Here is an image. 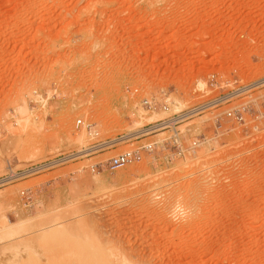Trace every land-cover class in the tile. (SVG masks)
<instances>
[{
    "label": "rangeland",
    "instance_id": "rangeland-1",
    "mask_svg": "<svg viewBox=\"0 0 264 264\" xmlns=\"http://www.w3.org/2000/svg\"><path fill=\"white\" fill-rule=\"evenodd\" d=\"M144 98L168 112H147ZM170 118L203 147L109 162ZM104 141L115 144L84 153ZM80 151L0 188V233L33 227L0 235V264H91L101 230L126 252L121 264H264V0H0V175ZM27 186L32 211L18 199Z\"/></svg>",
    "mask_w": 264,
    "mask_h": 264
},
{
    "label": "built area",
    "instance_id": "built-area-1",
    "mask_svg": "<svg viewBox=\"0 0 264 264\" xmlns=\"http://www.w3.org/2000/svg\"><path fill=\"white\" fill-rule=\"evenodd\" d=\"M211 78H213V75H211ZM140 106L147 112H156L159 110H162V112L164 113L168 112V106L166 104H160L157 102V100L151 98L142 99L140 101ZM211 108L213 107H210V109ZM201 111H203V106L192 108L182 115L176 117H181L182 119L189 118L200 113ZM174 120L175 118H170L168 120H157L153 123L147 124V127L142 129L141 131H138V133H142L134 137L127 139H124V137H122V139H124L125 141L132 140L129 143L130 148L110 158L109 162H111V164L116 167L129 166L135 162L140 161L144 152L151 153L156 149L163 150L166 155L163 156L162 159L168 161L170 157L182 158L192 155L197 149L203 147V138H199L198 136L186 138V135L183 132H180L179 130L173 128L175 126V122H173ZM82 126L83 123L81 121H77L75 123V127L77 128H81ZM159 131H167L171 133L165 140L162 141H153L140 145L136 144L138 143L136 139L146 135H152ZM90 134L92 135V137H95L97 135L94 131L90 132ZM113 144L115 143H112V141L99 142L93 144L92 146H89L86 150H84L87 153H84H86V155H90L96 151L104 150L112 146ZM80 153L83 152H71L66 154L60 153L41 161L29 162L25 164L24 167L19 169H13L10 164H7L6 173L0 175V188H3L5 185H8L10 183L12 184L20 180H28L30 178L40 177L42 175L48 174L54 171L56 168L65 165L66 163L77 160L80 157V155H78ZM93 168L94 167L90 166V170H93ZM36 193L37 190H35L33 186H27L18 191L19 203L21 204V206H23V209H26L27 211L33 210L32 206L34 205Z\"/></svg>",
    "mask_w": 264,
    "mask_h": 264
},
{
    "label": "bare ground",
    "instance_id": "bare-ground-1",
    "mask_svg": "<svg viewBox=\"0 0 264 264\" xmlns=\"http://www.w3.org/2000/svg\"><path fill=\"white\" fill-rule=\"evenodd\" d=\"M254 94H256V93H250L249 94V98H253L255 95ZM18 114H19V118H17V122H16V125H18V126H20V125H25V126H27V124L28 123H30L31 121H30V113L28 112V109L25 107V106H19L18 107ZM16 110V111H17ZM216 111H214V110H210V114H214ZM138 124L136 123V126H137ZM141 133V132H140ZM139 134V133H138ZM84 152H86V151H84ZM81 154V153H80ZM92 162V159H88L87 160V162L86 163H91ZM127 168V167H126ZM139 170V169H138ZM0 211L2 212V207L0 208ZM56 215V214H55ZM0 218L2 219V220H4L5 221V218H4V216H2L1 214H0ZM49 218V217H48ZM50 219V218H49ZM40 220V219H39ZM38 220V221H39ZM63 220V219H62ZM87 222V221H86ZM27 223V222H26ZM32 223V222H31ZM78 223V222H77ZM25 223H23L22 221L21 222H17L16 224H14V225H11V226H6V227H4L5 229H3V231H2V233H3V235H4V233L6 234V236H7V234H12V233H14V232H19V230H20V232H19V234L21 233V230L23 229L24 230V228L28 225V224H30V223H28V224H25ZM32 224H34V223H32ZM36 224V223H35ZM50 225V224H49ZM88 225V224H87ZM56 226H58V225H56ZM28 227H29V225H28ZM31 227V226H30ZM30 227H29V229H30ZM64 227V226H63ZM62 227V228H63ZM67 226H65V228H66ZM33 227H31V229H32ZM61 228V227H60ZM26 229H27V227H26ZM26 229H25V231H23L22 230V232L24 233V232H26ZM28 229V230H29ZM30 229V230H31ZM34 229H36L35 228V226H34ZM38 229V228H37ZM88 229V228H87ZM96 229V228H95ZM94 229V230H95ZM100 229H102V228H100ZM58 230H59V228H58ZM64 230V229H63ZM62 230V231H63ZM86 230V229H85ZM32 231V230H31ZM30 231V232H31ZM55 231V230H54ZM60 231V230H59ZM66 231V230H65ZM99 231V230H98ZM61 232V231H60ZM64 232V231H63ZM2 233H0V235L2 234ZM94 233V232H93ZM15 234V233H14ZM14 234H12V235H14ZM17 235H19L18 233H16ZM95 234V233H94ZM98 234V233H97ZM105 233L104 232H102V230H101V232L99 231V234H98V236L100 237V239L99 240H102V242H100V245H98V247H96L97 249L96 250H93L91 253H87V257H86V261H89L91 264H121V262H119V261H117V259L118 258H120V256H124V254H126V252H122L123 254L121 255V247H120V244L118 245V241H114V239L112 240L110 237H108L106 234L104 235ZM14 236H16V235H14ZM13 236V237H14ZM5 237V236H4ZM8 237V239H9V235L7 236ZM12 237V238H13ZM0 238H1V236H0ZM2 238H3V236H2ZM2 240H4V239H2ZM1 241V240H0ZM5 241V240H4ZM4 241H2V243H4ZM7 241V240H6ZM13 241V240H12ZM1 243V242H0ZM6 243V242H5ZM122 243V242H121ZM122 245V244H121ZM127 245V244H126ZM123 246V245H122ZM125 248V247H124ZM127 250H129V248H126ZM118 250L120 251L119 253H120V255H119V257L117 256V253H118ZM137 250V249H136ZM132 251H133V249H132ZM117 252V253H116ZM131 252V251H130ZM136 252V251H135ZM135 252H134V254H135ZM116 253V254H115ZM132 253V252H131ZM115 254V255H114ZM115 257H114V256ZM109 256H112L111 258H109V260L107 259V261L105 260L106 259V257H109ZM116 256L118 257V258H116ZM125 257V256H124ZM129 257V256H128ZM114 258L116 259V261H114ZM83 259V258H82ZM110 259H113V260H110ZM123 261H125V259L124 258H121ZM132 259V258H131ZM135 259L137 260V258L135 257ZM85 260V259H84ZM127 260H128V258H127ZM126 260V261H127ZM99 261H101V262H99ZM123 261H122V264H123ZM141 261H134V263L131 261L130 262V264H142V263H140ZM88 264V263H87ZM125 264V263H124ZM128 264H129V262H128ZM143 264H144V262H143ZM146 264V263H145Z\"/></svg>",
    "mask_w": 264,
    "mask_h": 264
}]
</instances>
